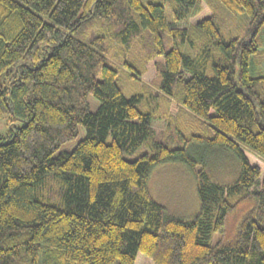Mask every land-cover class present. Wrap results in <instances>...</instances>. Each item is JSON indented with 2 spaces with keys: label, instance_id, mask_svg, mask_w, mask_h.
Here are the masks:
<instances>
[{
  "label": "trees",
  "instance_id": "trees-1",
  "mask_svg": "<svg viewBox=\"0 0 264 264\" xmlns=\"http://www.w3.org/2000/svg\"><path fill=\"white\" fill-rule=\"evenodd\" d=\"M201 2L210 15L173 25ZM263 32L264 0H0V264H264V169L243 151L264 161ZM116 51L130 77L153 62L155 78L126 96ZM171 102L199 122L174 147L152 127ZM191 143L232 152L237 179L212 180ZM167 162L193 172L190 219L150 194Z\"/></svg>",
  "mask_w": 264,
  "mask_h": 264
},
{
  "label": "rangeland",
  "instance_id": "rangeland-1",
  "mask_svg": "<svg viewBox=\"0 0 264 264\" xmlns=\"http://www.w3.org/2000/svg\"><path fill=\"white\" fill-rule=\"evenodd\" d=\"M166 19L168 23L173 22V17L170 14V5L166 3ZM211 10L205 2H201L200 6L194 9L193 13L188 17L187 22H175L173 25L179 27L186 26L188 23H194L204 16L210 15ZM229 16V15H228ZM227 29L230 33L236 34L240 32L243 18L238 16L228 17ZM247 19V17H246ZM264 49V32L262 36ZM137 54L139 49L134 47ZM133 48V49H134ZM131 51V50H130ZM128 57H132L129 53ZM112 60L120 68V55L116 51L113 53ZM254 70L259 71L264 75V60L259 67L253 66ZM130 70L123 68L119 70L118 81L123 87V93L129 96L132 92L140 88V82L150 84L155 78L156 71L153 62L147 64L145 71L141 75L135 74L130 77ZM90 110L95 111L100 104V101L92 95L87 96ZM177 105L171 102L169 105L162 104L159 117L152 120V127L156 131V138L161 142H165L169 146L181 145L184 138L190 134H196L199 130V122L188 112H177ZM7 116L0 117V134H4L8 130ZM86 132L82 125L78 126L77 135L61 144L53 153L55 156L61 152H69L74 149L76 144L85 137ZM190 154L197 159L201 158L204 162L205 169L212 180L218 183L228 184L234 182L240 173V163L236 156L223 148H215L211 151H204L188 145ZM145 147L141 146L134 153L136 156L144 152ZM251 164L258 165L261 170L264 169V161L248 149H243ZM201 165L197 164L195 170L199 171ZM148 189L152 198L163 205L166 215L181 219H190L193 217L199 208L197 197L196 181L193 172L182 162H167L154 167L148 179ZM135 264H153L151 260L146 258L142 253L136 256Z\"/></svg>",
  "mask_w": 264,
  "mask_h": 264
}]
</instances>
